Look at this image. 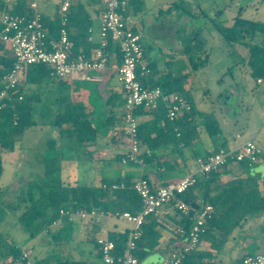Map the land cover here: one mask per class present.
Instances as JSON below:
<instances>
[{
    "label": "trees",
    "instance_id": "obj_1",
    "mask_svg": "<svg viewBox=\"0 0 264 264\" xmlns=\"http://www.w3.org/2000/svg\"><path fill=\"white\" fill-rule=\"evenodd\" d=\"M234 0H229L226 6ZM173 8L186 14L189 19L195 17L207 18L208 15L204 9L197 6V11L191 12L189 5L184 0L175 2ZM144 3L142 0H129L128 15L136 16L143 12ZM7 5L0 1V14L6 11ZM170 10V9H169ZM243 8H239L237 15L233 18L231 26L227 27L215 19H210L213 28L220 34L223 40L228 44H239L244 47L248 59L244 66H247L250 75L264 82V45L247 42L260 35L264 37V23L260 21L247 20L242 17ZM222 11L216 14L219 16ZM11 13L31 17L32 12L28 9L24 0H15L12 3ZM43 22L48 27L51 35L57 37L60 29V20L57 17L48 18L42 14ZM91 21L84 6L80 3L70 6L68 13V26L75 29V33L70 34L74 42V54H83L90 58L93 51L98 49V43H92L89 40V29ZM1 31V26H0ZM144 61L150 70L148 74H141L137 70V79L143 87L161 88L165 93H179L189 100L184 91V83L191 78L193 72H196L209 63L210 55L205 47V38L202 28L194 30L188 42L183 46L182 54L188 59L191 72L180 75H173L170 71L162 73L158 70L156 59L147 57L152 47L145 46L142 42ZM110 55H115L118 63L121 62V56L117 50L107 49ZM14 58L9 50L0 41V90L2 89V80L8 74L13 66ZM54 77L52 69L45 65H33L27 68L25 82L36 84L47 77ZM56 78V77H55ZM23 81V82H24ZM23 84V83H22ZM20 85L14 92L12 100L7 107L0 111V177L3 172L2 153L13 152L16 145V139L22 136L26 130L35 127L32 118L34 105L39 101V96H27L23 92V85ZM22 100H19V97ZM118 99L114 94H110L105 102L108 107V115L105 118V126L114 127L116 123L123 121V113H117L114 102ZM190 101V100H189ZM197 111L192 107L188 114L180 116L173 122L166 118V109L160 105L154 111H146L139 108L136 116L143 120L138 127V134L141 144L150 150L151 154L142 155L145 164H151L156 161L159 169H172L167 162H159L154 153L171 142L178 141L179 144L193 148L198 141V129L203 126L213 144H217L221 136V130L216 121L208 115H203L204 122L196 123L195 116ZM202 116V115H201ZM68 125L67 129H63ZM55 128L59 129L61 136L73 138L78 145L94 143L97 139L98 130L93 125L91 118L83 111L78 113L75 110H67L65 113L57 115L54 123ZM122 131L115 132L111 142L114 144L122 138ZM219 149L217 146L216 151ZM195 152V151H194ZM201 156L195 153V160ZM248 162H240L242 166ZM133 165V164H130ZM251 165V164H250ZM218 172H212L206 176L198 178L197 183L188 189L179 197L188 205L197 204L199 208L212 206L213 213L211 219L206 222L205 233L201 237V243L208 244L207 249H197L189 254L182 264H217L216 255L221 254L226 241L232 233L240 227L250 216H259L264 212V194L261 193L258 180L253 177L234 179L226 184L218 182ZM141 178H146L143 176ZM135 181L132 176H119L116 178H102L98 186L88 187L73 184H63L60 179L54 177L51 180H40V182H30L26 188L25 210L18 217V223L24 231L28 232L32 238L46 232L50 235L52 243L70 242L74 232V224H67L61 230L51 228L52 223L57 219L60 210H79L96 209L106 214L130 212L137 214L141 210V201L133 189ZM113 185H118V189H112ZM105 186V187H104ZM264 190V180L262 184ZM199 202V203H198ZM170 205H174L171 203ZM178 212V211H177ZM179 213V212H178ZM181 214V213H180ZM194 217L183 215L180 219L178 236L182 241L186 234L181 235L178 230L182 229L188 233L193 225ZM159 223L156 218L150 217L142 228V236L137 242V248L134 255L139 264L153 251L159 247L162 237L158 230ZM95 234L99 232L97 227H93ZM98 230V232H97ZM52 231H56L52 233ZM96 237H91L89 241L93 242L97 251ZM109 238L116 245V255L121 256L126 248L128 231H111ZM98 252V251H97ZM22 248L13 245L5 240L0 234V264L13 258L18 259L21 256ZM98 263L89 260H73L68 257H61L56 264H102L100 256L96 253ZM239 262V261H238ZM242 259H240V263ZM26 263V262H25ZM118 264V263H116Z\"/></svg>",
    "mask_w": 264,
    "mask_h": 264
},
{
    "label": "rangeland",
    "instance_id": "obj_2",
    "mask_svg": "<svg viewBox=\"0 0 264 264\" xmlns=\"http://www.w3.org/2000/svg\"><path fill=\"white\" fill-rule=\"evenodd\" d=\"M178 1L142 0L144 3L143 12L134 16L132 20L137 21L141 27L143 44L152 47V51H149L147 57L160 58L157 65L159 69L165 70L162 73L170 71L173 75H180L191 72L188 59L182 54V49L194 30L202 28L205 47L210 59L206 67L193 72L191 78L186 81L191 89L190 98L198 111L209 112L218 105V95L224 90H230V84L241 85L245 88L251 105L247 107L245 104V107L241 109V117L234 130L244 132L246 129L244 132L247 136L246 139L251 138L254 134L253 124L260 122L258 115H256L258 99H254L253 95L259 96L261 91H264V83L262 85L256 84V79L250 75L249 68L241 63L240 57L234 51L236 46L240 48L242 53H246L245 49L239 44L235 46L226 43L213 28L210 19H215L216 22L229 27L232 25L233 18L237 15L239 8L243 7L242 17L244 19L264 23V0H234L228 6L226 3L229 0H184V3L189 5L191 12H196L197 6H200L208 15L207 18L195 17L193 19H189L190 17L186 14L184 15L180 10L173 8L174 3ZM61 2L62 0H44L39 5V11L45 16L54 15L57 17V10ZM218 11H222L219 16L216 15ZM247 42L264 45V37L258 35L252 40L247 39ZM101 75V72H88L77 82L70 79L59 80L52 76L42 79L36 87L39 101L34 105L32 115L35 127L26 130L22 136L17 138L16 148L13 152L3 153V172L0 177V234L9 243L32 251L31 256L24 264H56L61 257L98 263L94 244L89 241L91 237L97 235L90 225L88 226L92 229L86 228V230L83 226L86 223L76 222L71 241L59 244L52 243L50 235L46 232L32 238L18 223V217L25 210L28 183L40 182L43 179L48 181L56 177L63 184H72L69 178L73 171L69 169V166H72L74 156L82 157L84 154L81 150L83 146L78 145L73 138L59 134L58 129L54 126L57 114L67 104L80 100L92 110V123L97 130L101 132L106 128L104 119L107 114L105 104L107 86L105 82H101ZM110 78L109 88L122 87L117 74L110 75ZM241 97H244V93H241L240 100ZM117 102L119 105L122 104V99L120 98ZM209 117L207 116V118ZM204 120L202 115L200 121L204 122ZM247 123L249 126L246 125ZM257 141L261 142L260 147L264 150V142L261 141V137H258ZM107 147L113 153V157L111 156L113 162L108 169L106 162L104 165L98 163L92 167V171L99 177H117L129 168L138 171L139 166L137 165H119L118 152L116 154L115 151H112L113 146L111 144H108ZM37 154L44 157L43 162L45 164L42 163L40 167L35 164V162H39ZM155 154L157 155V153ZM79 164L82 163L79 161ZM256 165L254 164L253 167ZM166 171L164 177L167 179L178 178L185 173L180 168ZM146 172H148L147 169ZM137 175L136 172L132 174L133 177ZM97 180L96 178L90 183L98 185L99 181ZM255 218L259 219V216ZM108 226L112 230H122L130 224L124 220L111 218ZM55 232L52 231V233ZM232 242L235 241L232 240ZM244 242L246 245L249 242L252 243L244 248L248 253H264L263 234H255L250 240ZM206 247L205 243L202 242L199 248L206 249ZM240 247L242 246L240 245ZM156 257L153 253L146 257L141 264L153 261ZM234 257L239 260L240 252L236 250ZM216 262L219 264L218 260Z\"/></svg>",
    "mask_w": 264,
    "mask_h": 264
},
{
    "label": "built area",
    "instance_id": "obj_3",
    "mask_svg": "<svg viewBox=\"0 0 264 264\" xmlns=\"http://www.w3.org/2000/svg\"><path fill=\"white\" fill-rule=\"evenodd\" d=\"M15 0H3L7 5L6 11L0 14V41L14 58L13 66L3 78L0 90V111L7 107L12 100L15 90L25 80L27 68L33 65H45L52 69V75L59 80L80 78L88 72H105L112 55L107 49L117 50L121 62L116 72L122 83L124 98V111L122 121V143L125 151L122 155V165H137L144 167L143 154L150 155L148 149H143L138 127L140 118L136 116L139 108L154 111L160 105L166 109V118L173 122L192 110L188 99L179 93H165L161 88H146L137 79V70L141 74L150 72L144 61L141 32L129 19V0H100L102 8L98 19L100 22V47L93 51L90 58L83 54H74V42L70 38L68 26V13L71 6L69 0L60 3L57 18L60 20V29L57 37H53L45 26L39 5L44 0H24L31 17L11 13L12 3ZM91 30H89L90 32ZM261 83V80H258ZM22 100V97H19ZM261 151L254 140L247 141L235 151L220 150L199 157L195 161L194 172L176 182L156 187L149 179L139 178L135 181L133 189L140 198L141 210L137 214L130 212L106 214L96 209L60 210L57 219L51 228L61 230L67 224L76 222L86 223L97 227L96 237L98 254L102 264H139L134 255L137 242L142 236V228L147 219L160 213L165 207L174 203V207L183 215H188L191 206L180 200L188 189L193 187L199 177L219 171L230 161L236 163L248 162L254 164L259 161ZM105 187V186H104ZM123 185H113L118 189ZM212 206H204L195 211L194 222L188 233L179 229L181 235L186 234L183 244L173 250L160 263L153 264H182L183 260L193 251L199 249L201 237L205 233L206 222L211 219ZM111 218L124 220L130 224L126 248L121 256H117L116 245L109 238V220ZM264 235V212H263ZM30 249H22L21 256L14 260L10 258L2 264H24L31 256ZM241 264H264V254H249L242 258Z\"/></svg>",
    "mask_w": 264,
    "mask_h": 264
},
{
    "label": "crops",
    "instance_id": "obj_4",
    "mask_svg": "<svg viewBox=\"0 0 264 264\" xmlns=\"http://www.w3.org/2000/svg\"><path fill=\"white\" fill-rule=\"evenodd\" d=\"M64 1V0H62ZM71 2V6H74L78 3L82 4L86 10V12L89 15L90 21H91V30L89 32V40L92 43H100L101 37H100V22L98 19L99 12L102 8V3L100 0H69ZM241 8V7H240ZM243 8V7H242ZM141 14V13H140ZM48 18L56 17L54 15H46ZM134 16H129V19L132 21V23L135 25V28L140 30V25L137 21L132 20ZM96 23L98 24L96 26ZM70 34L75 33V29L71 28ZM235 46L237 44H234ZM243 47V46H242ZM244 48V47H243ZM234 51L236 54L240 57L241 63L245 64L248 59L247 53H242L239 47H234ZM92 55V54H91ZM156 59V63L159 62L160 58H153ZM120 63H118V59L115 55H112L110 57L109 63H108V69L102 73L101 82H105V85L107 86V89H105L106 92V98L105 102L108 100V97L110 94H114L118 99L114 102L115 110L117 113L122 114L124 109V98H123V92L122 87H110V75L117 74L116 69ZM158 67V65H157ZM160 72H163L164 69H159ZM165 71V70H164ZM85 75L78 78H72L70 80H73L74 82H77L81 80ZM221 82H224L221 80ZM264 82L259 83L256 81L257 85H262ZM23 92L27 96H33L37 95L38 90L36 89L38 83H28L23 82ZM231 88L230 90H224L223 93H220L218 95L217 101L218 105L215 108H212L209 110V112L206 111H198L195 104L192 102L190 98V86L189 83H184V91L185 94L189 98V103L191 106L198 112L195 116V122L198 124L201 121V115H208L211 118H213L216 123L218 124L220 130H221V136L218 139L217 144H213L212 140L209 139L208 134L206 133L203 126H200L198 129V141L195 143L193 148H190L189 146H184L183 144H179L178 141L171 142L170 144H167L159 149H156L154 153H157V157L160 158L159 162H167L172 169L174 170L177 168L183 169L185 171L184 175L178 178H171L167 179L164 177L166 175V170L168 169H159L156 165V161L152 162L151 164H145L144 167H139L138 171H135L133 168H129V170L122 172L119 176H132L134 172L138 173L136 177H133V181H137L139 178L146 176V179H149L156 187L164 185L169 183V181H178L181 178L187 176L188 174L192 173L196 169L195 165V153H200L201 156H206L210 153H213L216 151L217 146L219 149L228 150V151H235L238 148H240L244 143L250 140H254L257 145L260 148V155H259V161L254 163L257 164L255 167L254 164L245 163V165H241L239 163H236L234 161H230L227 166L221 168L218 172V182L220 184H226L234 179L238 178H248L253 177L258 180L259 188L262 194H264V190L262 188L263 180H264V150L260 147L262 144L261 142L257 141L258 137H261V141L264 142V91H261V94L259 96L253 95L254 99L257 100V110L256 115H258V118L260 119V122H255L253 125L254 134L250 136L251 138H247L245 136L244 132H237L234 129L236 128L239 118L241 117V109L250 104V99L248 97V94L246 93V90L241 85L238 86L235 84H230ZM234 87V88H233ZM241 93H244V97H241ZM257 96V97H256ZM122 99V104H117L119 99ZM187 98V97H186ZM235 100V101H233ZM237 100V101H236ZM263 100V101H262ZM67 110H75L78 113L84 112L87 114L91 120L92 119V110L88 108L84 102L77 100L74 102H71L67 104L57 115L61 113H65ZM248 110V108H247ZM106 116L108 115V107L106 106ZM57 117V116H56ZM143 120L140 119V122ZM258 123V124H256ZM246 125L249 126V123ZM104 126H105V119H104ZM247 126V129L249 127ZM257 126V128H256ZM122 122L116 123L114 127L110 128L109 126H106L101 132L98 131L97 139L94 143L86 144L83 146L81 150H83L84 154H82V157H75L74 156V162L72 166H69V169L73 171L71 174L69 180L73 185H79V186H98L100 184V180L102 178H116L111 176H98L94 171H92V167H94L95 164L103 163V165L106 164L107 169L109 168L112 160V154L108 150V144H111L113 146L112 151H115L114 153L119 154V165H121V159L122 155L125 151V147L122 143V140L119 139L116 143H112L111 139L115 135V132L121 131ZM68 125H64L63 129H67ZM58 129V128H57ZM59 131V129H58ZM248 131V130H247ZM60 134V133H59ZM19 138V137H18ZM17 142V139H16ZM16 148V145H15ZM143 149H146L143 147ZM78 150V149H77ZM117 150V151H116ZM158 150V152H157ZM108 151V152H107ZM195 151V152H194ZM6 152V151H5ZM4 153V152H3ZM3 153H2V162H3ZM37 159L39 160L38 163L35 162L36 165L39 167L44 163V157L40 154H37ZM112 156V157H111ZM116 156V155H115ZM190 158L192 161L190 162ZM199 158V157H198ZM80 163L82 164H79ZM45 164V163H44ZM130 165V164H129ZM82 166V169L80 167ZM135 166V165H130ZM251 168V169H250ZM146 169L148 172H146ZM104 170V168H103ZM99 181L98 185L91 184L90 182L92 180ZM199 203V202H198ZM257 215L250 216L246 219L245 222H243L239 228H237L232 235L228 238V240L225 243V246L221 252V254L216 255V260H218L219 264H241L240 259H242L245 255H249L247 251L244 250L245 247L251 245L252 243L249 242L247 245L244 244V241L250 240L252 236L255 234H263V214L259 215V219H256ZM194 217V216H193ZM156 218L157 222L159 223L158 230L161 232L162 237L159 242V247L157 250L153 251L151 254L154 253L157 257L153 261H147L144 264H153V263H160L167 255H169L173 250L178 249L183 244L182 237L178 236L177 229L179 228L180 219L182 218V214L180 212L178 213L174 205H168L165 206L158 215L154 216ZM86 225V227H85ZM83 225L84 228H88L91 230L92 228L88 226L87 224ZM109 225V223H108ZM130 226H126L122 230H112L109 228L110 231H116V232H124L129 229ZM87 230V229H86ZM98 232V230H97ZM96 233V232H95ZM98 235V233H97ZM235 241L234 243L232 242ZM238 241V242H237ZM237 242V243H236ZM208 248V244L205 243ZM240 245L242 247H240ZM226 247V248H225ZM205 249V248H203ZM239 251L240 257L239 260H236L234 257V254ZM97 251L95 250V254ZM150 254V255H151ZM257 254H264L257 252ZM253 255V254H252ZM149 257V255L147 256ZM239 261V262H238Z\"/></svg>",
    "mask_w": 264,
    "mask_h": 264
},
{
    "label": "water",
    "instance_id": "obj_5",
    "mask_svg": "<svg viewBox=\"0 0 264 264\" xmlns=\"http://www.w3.org/2000/svg\"><path fill=\"white\" fill-rule=\"evenodd\" d=\"M191 211L189 212V217L192 218L195 214V211L199 209V206L197 204H192L191 205Z\"/></svg>",
    "mask_w": 264,
    "mask_h": 264
}]
</instances>
